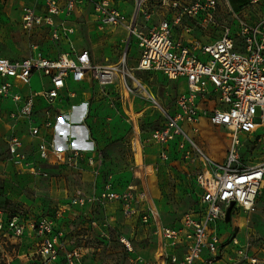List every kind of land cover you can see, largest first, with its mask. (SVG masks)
Returning a JSON list of instances; mask_svg holds the SVG:
<instances>
[{
  "label": "built area",
  "instance_id": "obj_1",
  "mask_svg": "<svg viewBox=\"0 0 264 264\" xmlns=\"http://www.w3.org/2000/svg\"><path fill=\"white\" fill-rule=\"evenodd\" d=\"M221 1L135 0L131 13L114 0H67L65 3L35 0L23 8V28L33 31L47 26L51 40L57 43L69 38L75 28L67 19L56 22L55 18L62 14L69 16L89 2L93 5L100 28L124 27L128 34L127 48L132 39L137 41L138 63L131 70L157 71L173 81L184 79L188 90L179 94L174 112H163L165 122L152 131L150 140L160 147V160L170 158L169 146L174 144L188 162L196 159L198 151L204 167L196 176L198 204L183 215L177 226H167L157 220L155 208L146 192L134 184L123 188L113 173H107L99 192H76L56 208L54 215H42L34 222H25L19 215H11L1 207L0 240L4 235L21 239L26 231L31 230L38 239L31 254L34 264H88L83 247L69 242V232L60 228L58 221L72 208L115 202L120 204L124 218L138 217L141 224L152 228L161 242L155 254L158 264L260 262L259 256L249 251L251 243L247 237L244 240L236 234L224 244L226 240L219 233V224L229 222L226 215L232 204L231 217L239 209L245 214L255 210L264 184V160L247 165L239 152L244 146L243 134H247L251 141L256 137L255 143L264 140V131L262 135L254 134L260 128L264 130V13L252 22L245 14L239 16L231 7L236 27L221 24L218 20ZM39 2H42L41 12L37 6ZM152 4L161 10L156 25L149 24L156 11L151 8ZM259 5H264V0H246L242 9ZM216 26L221 27L216 36L206 33ZM196 30L214 40L209 43L199 39L184 42V34ZM120 64L124 65L123 71L118 67L114 70L94 64L87 50L60 53L54 57L38 49L31 57L19 60L0 55V117L2 114L7 116L11 129L24 122L27 134L39 139L32 146L31 156L18 133L7 135L9 160L18 164L21 170L47 178L50 173L37 166L38 160L49 166L76 168L85 161L96 174H100L101 168L94 157L86 156V149L73 144L59 145L56 132L67 114L55 104L63 99L69 84L83 82L87 78L101 85L113 84L115 76H120L119 71L129 94L132 88L125 80V76L130 74L125 68L126 56ZM35 72L49 78V85L39 92L24 93L23 89L30 84ZM68 96L74 97L75 92H69ZM39 98L47 102L42 109H38ZM4 102L12 105L5 113ZM205 102L214 104L207 108L202 106ZM258 109L261 111L259 115ZM204 117L212 125L228 129L231 146L225 161L218 162L207 156L193 138L198 131V123ZM87 217L89 227L99 230L102 237L110 238L108 219L102 222L93 216ZM119 240L130 253L125 264H152L134 254L129 238L121 236Z\"/></svg>",
  "mask_w": 264,
  "mask_h": 264
},
{
  "label": "rangeland",
  "instance_id": "obj_2",
  "mask_svg": "<svg viewBox=\"0 0 264 264\" xmlns=\"http://www.w3.org/2000/svg\"><path fill=\"white\" fill-rule=\"evenodd\" d=\"M32 1L0 0V55L19 60L31 57L38 49L58 48L60 53L73 54L74 51L83 47L94 53L97 65H116L121 71L124 65L120 64V61L126 56L125 68L130 74L125 76V80L131 86L132 91L127 93L120 71V76H115L113 84L101 85L103 91L99 88L95 90L96 87L92 81V89L76 100L72 114L60 122V136L57 140L62 146L73 144L88 149L96 148L106 159V169L111 172H123L126 176L133 175L135 178V171H140V169L134 166L131 140L140 133L139 136L144 142L146 153L144 169H142L144 184L150 189L159 207L161 222L176 226L184 213L195 208L197 200L195 179L199 170L204 167L203 161L197 151L194 161L188 162L185 158H176L162 162L153 156L154 153L149 155L157 147L150 140V136L154 129L159 128L163 121L165 122L163 112H174L179 94L188 90L186 81L184 79L169 80L157 71L131 70L130 66L136 67L137 65L135 59L139 51L137 43H132L127 56V32L124 28L98 30L87 21L90 18L87 14L77 17L73 22L76 31L71 43L60 42L48 45L45 36L49 34V30L46 27L43 31L39 29L26 31L22 26L21 12ZM128 1L134 6L135 0ZM244 1L229 0L227 3L226 0H222L218 14L219 22L236 27L237 22L231 7L238 12L239 16L243 17L245 14L249 19L253 17L255 21L258 20L260 14L264 12V6L245 8L242 11L239 7ZM151 8L156 11L153 12V18L149 24L156 25L161 10L156 9L154 4ZM196 31L200 34L198 30ZM220 31L221 27L216 26L206 33L216 36ZM48 82L47 77H41L38 72H35L28 89L40 91ZM213 104L214 102H205L202 106L211 108ZM58 105L63 106L60 102ZM260 113L258 109L257 115ZM197 129V133L192 135L199 148L213 160L225 161L231 146V140L227 136L228 129L212 125L207 118L200 120ZM263 131V128H260L254 134L262 135ZM5 133V129L0 127V208H5L11 215H19L25 222H34L42 215H54L56 208L67 202V199L61 198L63 194L60 191L61 186L52 184L51 178L39 177L28 171L18 172L15 168L7 169L8 154ZM242 140L244 146L239 152L244 164L252 165L264 160V140L255 143L256 137L251 141L247 138V134L242 135ZM138 153L140 154V151ZM138 159L141 163V156ZM116 160L125 161V164H117ZM148 165H153L154 171H152V166ZM51 173L50 177H53L54 181L60 176L66 178L70 189L69 195L70 192L87 190L79 174L68 166L61 169L54 168ZM115 208L111 203L106 207L103 204H97L90 206L87 211L103 222L106 217L104 212ZM72 209V213L78 211L76 208ZM73 215L66 212L58 221V226L68 230L67 238L71 244L83 247L88 264L126 263L130 253L119 240L120 232L126 227L124 220L119 217V210L116 229L109 227V239L102 237L97 229L89 227L88 218H82L75 213ZM247 220H250L249 224ZM219 233L222 234L223 240H226L224 244L236 234L244 240L247 237L251 243L249 251L259 256L260 262L256 264H264V188L257 198L255 210L248 214L241 209L236 210L229 222L219 224ZM34 238V232L28 230L19 243H4L5 254L2 255L0 252L1 262L31 264L30 256L37 244L34 243L37 238ZM158 244L157 237L151 234V240H144V244L132 245L135 255L144 257L152 264H158L159 262L155 259ZM229 255L233 256L231 253Z\"/></svg>",
  "mask_w": 264,
  "mask_h": 264
},
{
  "label": "crops",
  "instance_id": "obj_3",
  "mask_svg": "<svg viewBox=\"0 0 264 264\" xmlns=\"http://www.w3.org/2000/svg\"><path fill=\"white\" fill-rule=\"evenodd\" d=\"M60 1L65 3L67 0H60ZM114 1H115V3L117 5H119L123 9H125L127 12H129V13L132 12L133 5L130 4V2L128 0H114ZM32 3H35V0H33ZM41 3L42 2H39L38 5H37L38 6V10L40 12L43 10ZM245 5H246V0L244 1L243 4L240 5L239 8H243ZM263 10H264V8H263ZM242 11H244V10L242 9ZM84 14H87V15L90 16V18L87 21L92 23L95 26L96 29H98V30H102L103 29V28H100L98 20H97V17H96V14H95V11H94V8H93V5L91 3H89V2H86L84 5L79 7L77 10H75L69 16H67L66 14H62V15L56 17L55 21L59 22L61 19H67L68 23L73 26V22H75L76 18L80 17V16H82ZM250 19L251 20H255L253 17H251ZM44 27H46L49 30V28L47 26H44ZM44 27L39 28V31H43ZM119 27H122V26L105 27V30H108V29L114 30L115 28H119ZM122 28H124V27H122ZM124 30H125V28H124ZM75 31H76V28H75ZM75 31L72 34H70L69 38H63L60 41H58L57 43L53 42L51 40V38H50V34H48V35L45 36L46 42H47L48 45L58 44L60 42L64 43V44H69L73 40ZM121 31L123 33V30H121ZM199 32H200V34H198L197 31L191 32L189 34H184V42L189 43V42H191V41H193L195 39H199L200 41H202L204 43H209V42H212L214 40V38L206 37L205 36L206 34L204 32H201V31H199ZM126 39H127V44H128V34L126 36ZM133 42L137 43V41L135 39L131 40V42L129 44V47L127 48L128 49L127 54H126L127 56L129 54V50H130V47H131ZM39 50H42L45 53L49 54L50 56H54V57H57V55L60 54V52L58 51V48H55L54 50H48V49H46V50L39 49ZM84 50L89 51L93 63L96 64L94 53L91 52L89 49L82 47V48H79L77 51H84ZM138 58H139V51L135 55V59H136L137 63H138ZM132 67L133 66H130V68H132ZM48 80H49V78H48ZM92 81L95 84V87H96L95 90L99 88L101 91H103V87L101 86V84H99L97 81H95L93 79H88L87 78L83 82L69 84L68 88L66 90H64L63 97H62L63 99L62 100L60 99V100H58L56 102V104H55L56 107L59 110L64 111L67 114V117L70 116L72 114V112L74 111L76 100H78V98H81V96H83L87 91H90L92 89V85H91ZM49 83L50 82H48L47 85L44 84L43 88L45 86H48ZM71 91L75 92V96L74 97H69L68 96L69 92H71ZM23 92L24 93H28V92H31V90H29L28 86H26L23 89ZM34 92H39V91H34ZM59 102L63 106L58 105ZM38 104H39L38 105V109H42L44 106L47 105V102L45 100L39 98ZM11 106L12 105H11L10 102H4L2 104L3 113H5L6 110H8ZM0 127L4 128L5 131H6V133H5V142H6V136L7 135L11 134L12 132L18 133L23 138L24 143L26 145V150L28 151V153L31 156L33 155V149H32L33 147L32 146L36 145L38 143L39 139L30 137L27 134L24 122H20L16 126L15 129H11L10 120L7 118V116L5 114H2V116L0 117ZM139 135H140V133H139ZM139 135L137 137H134L131 140V150H132V152L134 154V166L138 167L140 169V171H138V170L135 171V174H134L135 178L133 177V175L132 176H126L123 172H114V171L111 172L109 169H106L105 168L106 159L103 157V155H101L100 152H98L96 150V148L88 149V148H83V147L77 146V147L86 149L88 151L86 153V156H92V157L95 158L97 166L101 168V173L100 174H96L95 171H94V168L89 166L87 164V162H85V161L82 162V164H81V166L79 168L70 167V166H68V167L72 168L74 171L77 172V174H79V176L81 177L82 182L85 183L83 186H87V190L83 191V192H86V193L99 192L101 190V188H102V183L104 181V179H103L104 175H106L107 173H113L114 174V179H116V182L118 183L119 186H121L122 184H125V183H126V185L134 184L139 190L146 192V194L148 195V198H149V201H150L151 205L155 208L156 215H157V220L159 222H161L160 214H159V212H160L159 207L156 204V201L154 200V197L152 196V194L150 192V189L148 188V186H146L144 184V172L142 171V169H144V159L146 157V155H145L146 153H145V150H144V142L142 141V139H141V137ZM59 136H60V133H59V128H58V130L56 132V137L58 138ZM247 138L250 139V137L248 135H247ZM132 142H134L133 146H132ZM154 145L157 146V147H156L155 150L150 152L149 155H152L154 153L153 156L156 159H159L160 147L158 145H156L155 143H154ZM6 147H7V144H6ZM169 150H170V158L167 161H171V160H174L176 158L183 159L181 152H179L178 149H176L174 144H171L169 146ZM139 151H140V156H141V163L138 162L137 156H136ZM7 154H8V151H7ZM160 161H162V160H160ZM162 162H164V161H162ZM116 163L117 164H122V163L125 164V161L116 160ZM47 164L48 163L39 162V160L37 162V166L38 167H40L42 170L46 169L50 174H52L51 172H52V170H54V168L58 167L59 169H61L62 167H65V166H56V167H54V166H49ZM6 165L8 166L7 169L11 168V170H13V168H15L18 172H23L24 173V172L28 171V170H21L20 166L18 164L14 163L13 161H10L8 156H7V159H6ZM148 166H152V171H154L155 167H153V165H148ZM129 169L130 168L128 167V170ZM28 172L31 173V171H28ZM142 172H143V174H142ZM33 175H35V174H33ZM36 176L43 177V176H40V175H36ZM48 178H51V181H53L52 184H55V185L57 184L58 186H61L60 191L63 193L61 195L62 199H67L66 201H68L70 196L74 194V193L70 192V195H69V190L70 189L68 187L67 180H66L65 177L60 176L59 179H58L59 181L58 180L54 181V179H52L53 177H48ZM195 183H196V179H195ZM195 187H196V190H197V193H196L197 200H196V205H195V208H196V206L198 204V195H199V188L197 186V183H196ZM263 188H264V184H263L262 190H263ZM109 203L113 204V206H115L116 208L111 210V211H109V210L105 211L104 215L107 217V218L105 217V219L109 220L110 227H113L114 230H115L116 229L115 227H117L116 223L118 222V220H117V217H118L117 212L119 210V214H120L119 217L124 220V224L126 226L125 229L122 232H120L121 236H126L127 238H129L132 241V244H144V240H151V234L153 236H155L153 234V232H152V228H150L148 226H144L143 224H141L140 221L138 220V217H135V218H132V219L124 218V216L122 215L119 203L108 202V203H105L103 205L106 207ZM76 209L78 211H75L73 213L69 212V213H71V215H73L75 213V215L82 216V218H88L87 215L89 213H88L87 210L89 209V206L86 207V208H76ZM89 216L91 217L92 214H89ZM180 221L177 223V225H179ZM162 224H164V223H162ZM164 225H166V224H164ZM167 226H169V225H167ZM118 229H121V228H118ZM98 231L99 230H97V232ZM29 233H30V231H29ZM36 238L37 237L35 236L34 239H36ZM19 240H21V239L12 238V237L5 236V235L2 236V238L0 240V252H1V254L2 255L5 254V251L3 249L4 243L5 244H7V243H19ZM157 240L159 241V244H160L161 243L160 240L158 238H157ZM37 241H38V239L34 240V243L35 242L37 243ZM36 246H37V244H36ZM30 258L32 259V255L30 256ZM1 259L2 258L0 257V264H6V263H2ZM7 264H10V262H7ZM31 264H34L33 260H31Z\"/></svg>",
  "mask_w": 264,
  "mask_h": 264
},
{
  "label": "water",
  "instance_id": "obj_4",
  "mask_svg": "<svg viewBox=\"0 0 264 264\" xmlns=\"http://www.w3.org/2000/svg\"><path fill=\"white\" fill-rule=\"evenodd\" d=\"M233 206H234V204H232L227 210L226 221H230V219H231V212H232Z\"/></svg>",
  "mask_w": 264,
  "mask_h": 264
},
{
  "label": "bare ground",
  "instance_id": "obj_5",
  "mask_svg": "<svg viewBox=\"0 0 264 264\" xmlns=\"http://www.w3.org/2000/svg\"><path fill=\"white\" fill-rule=\"evenodd\" d=\"M109 68L114 69V70H118L116 65H110ZM145 94H147V93H145ZM147 95H148V94H147ZM137 151H138V150H137ZM136 156H137V160L139 161L140 158L138 159V157L140 156V154L137 153Z\"/></svg>",
  "mask_w": 264,
  "mask_h": 264
},
{
  "label": "trees",
  "instance_id": "obj_6",
  "mask_svg": "<svg viewBox=\"0 0 264 264\" xmlns=\"http://www.w3.org/2000/svg\"><path fill=\"white\" fill-rule=\"evenodd\" d=\"M241 7H242V6H241ZM239 9H241V8H239ZM125 186H127L126 183L121 185V187H123V188H124ZM2 208H3V207H2Z\"/></svg>",
  "mask_w": 264,
  "mask_h": 264
}]
</instances>
